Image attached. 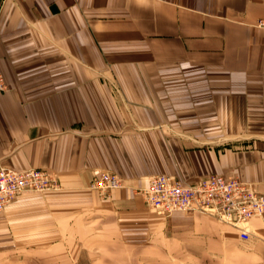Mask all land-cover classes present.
Instances as JSON below:
<instances>
[{"label":"crops","instance_id":"0c3cea01","mask_svg":"<svg viewBox=\"0 0 264 264\" xmlns=\"http://www.w3.org/2000/svg\"><path fill=\"white\" fill-rule=\"evenodd\" d=\"M259 18L264 0H0V166L59 183L8 203L0 250L90 246L113 208L149 209L136 191L155 174L264 193ZM100 171L122 187L101 195ZM249 230L264 242V212Z\"/></svg>","mask_w":264,"mask_h":264},{"label":"rangeland","instance_id":"374dc122","mask_svg":"<svg viewBox=\"0 0 264 264\" xmlns=\"http://www.w3.org/2000/svg\"><path fill=\"white\" fill-rule=\"evenodd\" d=\"M98 224L100 234L90 236V246L80 242L78 251L0 250V264H264V242L250 234L242 239L234 227L207 214L174 211L162 217L145 207H118Z\"/></svg>","mask_w":264,"mask_h":264},{"label":"built area","instance_id":"2783aa9c","mask_svg":"<svg viewBox=\"0 0 264 264\" xmlns=\"http://www.w3.org/2000/svg\"><path fill=\"white\" fill-rule=\"evenodd\" d=\"M264 29V18L254 23ZM0 90H7L0 69ZM121 178L109 171L96 173L90 186L107 193L122 187ZM59 189L54 175L40 168L13 169L0 166V214L24 191ZM144 204L157 215L167 217L174 211L206 213L235 228L242 239L249 237V221L264 212V193L236 176L212 173L194 182H185L170 174H155L136 191Z\"/></svg>","mask_w":264,"mask_h":264}]
</instances>
